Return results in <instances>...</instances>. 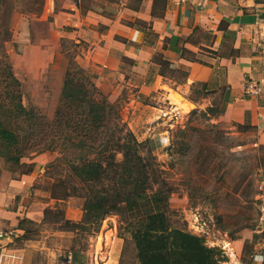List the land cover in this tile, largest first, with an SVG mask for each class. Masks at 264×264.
<instances>
[{"label":"rangeland","instance_id":"374dc122","mask_svg":"<svg viewBox=\"0 0 264 264\" xmlns=\"http://www.w3.org/2000/svg\"><path fill=\"white\" fill-rule=\"evenodd\" d=\"M143 2L0 0V13L8 8L10 23L4 50L20 80L23 103L51 119L67 67L90 76L95 96L113 105L111 120L122 127L120 133L131 132L141 153L154 156L172 188V225L224 249L227 260L221 264H261L253 253L264 247L256 201L264 181V144L255 127H241L221 112L222 86L211 82L205 89L186 80L180 64L177 72L170 66L158 72L156 62L135 55L132 48L122 54L115 46L124 38L121 24L133 27L137 20L132 7ZM129 45L134 46L132 41ZM180 93L191 108L181 105ZM210 105L220 110L209 113ZM15 155L19 153L0 141V174L19 177L32 163L27 174L34 180L19 201L42 213L45 207L62 211V216L51 213L39 226H29L26 237L13 233L10 246L23 255L21 264H70L71 247L83 250V264H138L121 215L106 216L95 233L62 226L65 219H81L85 191L63 163L61 149L20 154L24 164L15 163ZM236 237L246 240L242 253Z\"/></svg>","mask_w":264,"mask_h":264},{"label":"trees","instance_id":"16d2710c","mask_svg":"<svg viewBox=\"0 0 264 264\" xmlns=\"http://www.w3.org/2000/svg\"><path fill=\"white\" fill-rule=\"evenodd\" d=\"M7 12L8 8H4L0 13V141L19 153L13 157L18 164H24L19 156L25 152L57 148L64 152L63 163L85 192L81 219H65L62 226L95 233L106 216L119 214L134 243L138 264L225 262L224 249L209 246L203 236L172 225V188L154 156L141 153L131 132L120 133L122 127L111 120L113 105L95 96L97 89L90 76L67 67L51 119L23 103L20 80L4 50V42L10 38ZM207 110L215 114L220 109L210 105ZM72 153L76 154L74 158ZM31 165L24 173L31 172ZM43 213V220L51 213L62 216V211L51 207H45ZM40 223L23 217L18 226L26 237L31 234L29 226ZM70 253V264H83L82 249L71 247Z\"/></svg>","mask_w":264,"mask_h":264},{"label":"crops","instance_id":"0c3cea01","mask_svg":"<svg viewBox=\"0 0 264 264\" xmlns=\"http://www.w3.org/2000/svg\"><path fill=\"white\" fill-rule=\"evenodd\" d=\"M142 2L132 7L136 24H121L119 34L124 38L115 46L122 54L132 48L135 55L156 62L158 72L168 66L177 72L180 64L186 80L202 83L205 89L211 82L222 86L221 112L238 124L255 127L264 144V0ZM127 37L128 43L123 42ZM33 180L27 173L15 178L0 174V232L6 233L0 236V264H21L23 255L10 246L11 237L19 231L23 235L18 226L23 217L39 222L44 216L19 201ZM234 239L242 253L246 240ZM253 260L264 264V247L255 249Z\"/></svg>","mask_w":264,"mask_h":264},{"label":"built area","instance_id":"2783aa9c","mask_svg":"<svg viewBox=\"0 0 264 264\" xmlns=\"http://www.w3.org/2000/svg\"><path fill=\"white\" fill-rule=\"evenodd\" d=\"M175 3H181L185 0H171ZM256 201H257V209H258V223L259 226L264 230V181H260L257 187ZM6 233L0 232V236Z\"/></svg>","mask_w":264,"mask_h":264},{"label":"bare ground","instance_id":"6f19581e","mask_svg":"<svg viewBox=\"0 0 264 264\" xmlns=\"http://www.w3.org/2000/svg\"><path fill=\"white\" fill-rule=\"evenodd\" d=\"M175 94H176V93H175ZM180 94H181V93H180ZM176 95H177V94H176ZM177 96H178V95H177ZM178 97H179V96H178ZM179 98H180V97H179ZM181 98H182V99H180V101H181V105H183L184 108H187V107H190V108H191L192 104H191V103L189 104L188 102H187V103H188V104H187V103L185 102V98H183L182 96H181ZM183 99H184V100H183Z\"/></svg>","mask_w":264,"mask_h":264}]
</instances>
